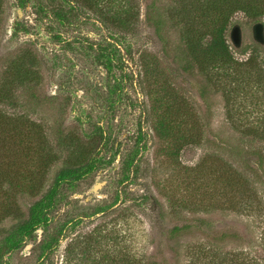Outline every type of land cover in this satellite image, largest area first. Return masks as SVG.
<instances>
[{
	"label": "rangeland",
	"instance_id": "1",
	"mask_svg": "<svg viewBox=\"0 0 264 264\" xmlns=\"http://www.w3.org/2000/svg\"><path fill=\"white\" fill-rule=\"evenodd\" d=\"M137 1L141 5L138 29L125 33L122 44L112 48L113 63L106 67L99 51L102 44L114 40L113 31L101 21V9L84 2L74 12L73 23L65 26L37 17L33 4L21 8L17 0H4L0 83L12 59L26 50L37 58L39 81L20 89L17 100L0 107L41 123L51 150L62 158L69 146L79 145L98 159V167L78 185L64 190L49 231L56 234L64 229L54 255L42 250L41 241L47 234L39 229L20 249L5 253L0 264H64L69 245L87 248L92 255L126 249L161 264L177 263V258L186 264L184 253L178 255L172 249L174 243L164 241L162 233L175 224L198 219L208 220L217 237L234 236L226 240L227 248L261 253L264 171L252 154H264V141L243 138L234 128L227 119L221 91L209 90L207 101L201 97L205 79L180 70L177 46L164 49L148 20L151 0ZM158 1L168 10L179 11L176 0ZM113 6L111 3L109 10ZM257 21L264 22V14L252 17L238 12L233 16L227 36L238 59L249 57L260 44L252 29ZM235 24L244 32L243 43L237 48L230 38ZM169 30L171 41L177 42L178 31L171 25ZM165 86L174 103L163 98ZM167 105H174L178 115H189V125L203 134L202 144L186 145L180 155L171 154L173 145L155 131ZM261 108L245 113L248 118H260ZM63 136L67 144H59ZM59 166L60 161L53 165L50 179ZM249 190L257 211L245 208ZM18 200L26 209L34 199L21 193ZM13 222H0V238ZM99 234L104 238L98 240ZM203 240L205 235L195 232L182 244Z\"/></svg>",
	"mask_w": 264,
	"mask_h": 264
},
{
	"label": "trees",
	"instance_id": "2",
	"mask_svg": "<svg viewBox=\"0 0 264 264\" xmlns=\"http://www.w3.org/2000/svg\"><path fill=\"white\" fill-rule=\"evenodd\" d=\"M21 8L33 4L37 17L42 20L54 19L69 26L73 23L75 11L87 2L101 9V21L113 31V42L102 44L100 57L102 64L110 67L114 49L122 44L125 33H136L141 18V5L137 0H17ZM179 11L167 9L158 0H151L147 6V17L154 26L164 49L177 46L178 65L182 72L193 73L205 79L200 86L201 97L206 101L209 90L221 91L227 108V119L235 129L249 140L264 141V45H258L246 59H238L228 41L227 32L233 16L244 12L252 17L264 14L262 0H176ZM4 0H0V12ZM111 3H114L110 9ZM69 9H67V7ZM264 9V8H263ZM173 12V13H172ZM109 15V16H107ZM111 20V21H110ZM169 25L178 31L177 42L171 41ZM51 29V28H49ZM172 29V28H171ZM18 31V27L15 29ZM56 38V36H55ZM231 38V37H230ZM232 43V42H231ZM234 45V44H233ZM93 48V45H91ZM235 48H237L234 45ZM38 61L30 51H21L6 69L0 83V104L17 100V92L39 81ZM166 99L175 102L166 86ZM173 98V99H171ZM173 100V101H172ZM250 107V108H249ZM262 107L263 115L249 117L246 110ZM174 105H167L165 115L158 120L155 131L172 147V155H180L186 145L202 144L203 134L189 125L188 114L178 115ZM59 144H67L65 137ZM64 147V146H63ZM66 149V147H64ZM66 157L53 152L49 146L42 124L26 114L14 115L0 107V222L12 219L0 238V261L7 252L24 246L39 229L47 234L41 241L46 255H54L58 250L64 229L50 233L55 212L59 209L68 186L78 185L98 167V159L84 147H68ZM257 166L264 171V154L253 152ZM250 162V158H248ZM60 161L52 179L48 173ZM251 166H249L250 168ZM232 180H235L233 177ZM24 193L34 200L24 209L18 197ZM245 208L257 211L252 190L245 193ZM260 207V206H259ZM199 232L205 235L204 242L182 244L188 236ZM98 240L103 237L99 234ZM163 240L173 244L178 254L184 253L186 264H264V233L261 237L260 254L248 248H227L226 240L234 237L214 235L212 224L205 219L175 224L162 233ZM106 237V236H105ZM184 251V252H182ZM178 254V255H179ZM179 257V256H178ZM179 258L175 259L180 264ZM64 264H161L156 259L134 255L124 249L117 254L110 250L92 255L87 248L67 246ZM54 264V263H53Z\"/></svg>",
	"mask_w": 264,
	"mask_h": 264
},
{
	"label": "water",
	"instance_id": "3",
	"mask_svg": "<svg viewBox=\"0 0 264 264\" xmlns=\"http://www.w3.org/2000/svg\"><path fill=\"white\" fill-rule=\"evenodd\" d=\"M252 29H253L254 39L256 40V42L260 44H264V22L262 21L255 22L253 24ZM243 36H244V32L241 25L235 24L234 26H232L230 31V37L232 43L236 47H241L243 43Z\"/></svg>",
	"mask_w": 264,
	"mask_h": 264
}]
</instances>
